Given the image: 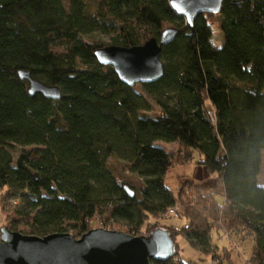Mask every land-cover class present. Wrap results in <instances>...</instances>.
Returning <instances> with one entry per match:
<instances>
[{
	"label": "trees",
	"instance_id": "trees-1",
	"mask_svg": "<svg viewBox=\"0 0 264 264\" xmlns=\"http://www.w3.org/2000/svg\"><path fill=\"white\" fill-rule=\"evenodd\" d=\"M170 1L0 0V208L13 205L6 218L26 235L68 227L79 238L95 217L149 233V219L177 205L184 224L163 228L172 239L212 257L213 231L247 236L245 264H264V0H224L192 26ZM170 27L178 31L160 51L163 76L143 94L95 59L99 48L138 46ZM19 71L59 98L30 95ZM158 141L196 152L222 201L195 193L196 179L170 189L173 157ZM189 193L194 203L184 202Z\"/></svg>",
	"mask_w": 264,
	"mask_h": 264
},
{
	"label": "water",
	"instance_id": "water-1",
	"mask_svg": "<svg viewBox=\"0 0 264 264\" xmlns=\"http://www.w3.org/2000/svg\"><path fill=\"white\" fill-rule=\"evenodd\" d=\"M223 1L171 0L169 5L192 26L199 14H218ZM177 31L167 28L158 39L150 38L138 46H105L97 49L94 56L100 65L111 67L128 87L153 83L163 76L161 48L176 37ZM18 77L28 81L30 95L39 93L53 100L60 96L57 87L31 79L26 71H19ZM173 254V239L163 228H155L147 236L91 229L77 239L67 233L39 237L0 229V264H151L167 261Z\"/></svg>",
	"mask_w": 264,
	"mask_h": 264
},
{
	"label": "rangeland",
	"instance_id": "rangeland-1",
	"mask_svg": "<svg viewBox=\"0 0 264 264\" xmlns=\"http://www.w3.org/2000/svg\"><path fill=\"white\" fill-rule=\"evenodd\" d=\"M65 2L67 3V0H65ZM212 34L213 35L211 38V43L215 48H219L223 43L222 34L215 28L213 29ZM100 40L105 42L104 38H101ZM140 86L141 85L136 84L134 88L138 93L143 94ZM156 144L167 150L173 157V169L168 174V178L166 181L170 189L175 191V189L179 186L191 180L194 181L193 179H196V181H194L195 193L197 192V194L202 196L203 194L206 195L207 191L209 190L211 192H217V190L219 189L218 179L214 177H208L200 166L194 164L198 157L196 152L187 150L174 143H164L158 141L156 142ZM261 157L262 161L260 172L258 175V183L260 185H264V151L262 152ZM107 163L110 166L116 167V169H121L123 167V164H121L119 160L114 158L108 159ZM124 175H129L126 170L124 171ZM188 201H191L193 203L195 201L193 200L191 193H189V196L184 200V202ZM174 208L176 209V214H164L159 215L156 218H150L149 222L152 224V227L150 229H153L154 227L166 228L167 226L171 228L181 227L184 224V220L179 217L181 214V209L177 205ZM12 210L13 205L8 201H4L3 211L0 208V229L2 227H5L10 231L19 232L23 235H26L24 233L26 227H24V229L22 225L14 226L9 224L6 217L12 212ZM88 228L90 230L105 229L111 231H119L122 233H127L128 231L126 224L121 221L103 220L97 217L89 221ZM148 231V228L143 227L139 236H147L149 234ZM60 233L70 234L74 238V234L68 227H66L65 231H62ZM77 238L75 237V239ZM173 243L174 250L176 251V253L171 257L174 261L173 264H178L180 260L182 262H191L194 264H218L215 256L219 253L220 257L226 259L229 264H245L250 255L252 241L247 236L237 235L229 238L228 235L221 230L213 231L210 237V243L215 254H213L212 257H210L209 255H204L198 250L192 248L182 236H175V239H173ZM219 264H223V262Z\"/></svg>",
	"mask_w": 264,
	"mask_h": 264
},
{
	"label": "crops",
	"instance_id": "crops-1",
	"mask_svg": "<svg viewBox=\"0 0 264 264\" xmlns=\"http://www.w3.org/2000/svg\"><path fill=\"white\" fill-rule=\"evenodd\" d=\"M217 179V178H216ZM257 180H258V178H257ZM218 182H219V189L217 190V192L215 191V192H211L210 190L209 191H207V195H215V197H216V199L219 201V202H221L222 201V196H223V188H222V184H221V182L218 180ZM262 186H264V185H262Z\"/></svg>",
	"mask_w": 264,
	"mask_h": 264
},
{
	"label": "built area",
	"instance_id": "built-area-1",
	"mask_svg": "<svg viewBox=\"0 0 264 264\" xmlns=\"http://www.w3.org/2000/svg\"><path fill=\"white\" fill-rule=\"evenodd\" d=\"M176 212V209L175 208H172V209H169L166 213H165V215H170V214H173V213H175ZM176 214V213H175Z\"/></svg>",
	"mask_w": 264,
	"mask_h": 264
}]
</instances>
